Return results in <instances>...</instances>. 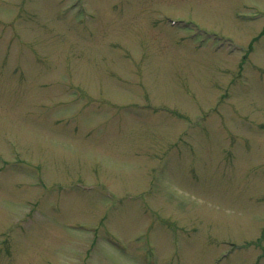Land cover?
Wrapping results in <instances>:
<instances>
[{"label": "rangeland", "instance_id": "1", "mask_svg": "<svg viewBox=\"0 0 264 264\" xmlns=\"http://www.w3.org/2000/svg\"><path fill=\"white\" fill-rule=\"evenodd\" d=\"M0 264H264V0H0Z\"/></svg>", "mask_w": 264, "mask_h": 264}]
</instances>
